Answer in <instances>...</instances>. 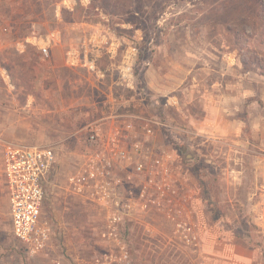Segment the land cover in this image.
<instances>
[{
  "label": "rangeland",
  "instance_id": "1",
  "mask_svg": "<svg viewBox=\"0 0 264 264\" xmlns=\"http://www.w3.org/2000/svg\"><path fill=\"white\" fill-rule=\"evenodd\" d=\"M34 37L50 41L49 57L27 42ZM105 39L119 47L113 59L107 49L94 53L103 76L68 66V51ZM129 47L137 49L134 89L119 84ZM0 64L21 89L20 102L29 92L41 100L42 88L49 98L64 88L63 108L48 109L47 140L18 143L56 152L43 217L60 257L73 264L106 256L113 264H264V0H0ZM108 110L123 117L122 128L133 124L130 135L144 139L153 130L144 148L152 151L156 138L161 180L178 190L175 207L160 212L159 235L148 227L156 232L142 238L149 242L104 237L105 222L69 190L93 148L87 126ZM29 256L0 191V261L27 263Z\"/></svg>",
  "mask_w": 264,
  "mask_h": 264
},
{
  "label": "built area",
  "instance_id": "2",
  "mask_svg": "<svg viewBox=\"0 0 264 264\" xmlns=\"http://www.w3.org/2000/svg\"><path fill=\"white\" fill-rule=\"evenodd\" d=\"M27 42L37 46L42 56L46 58L50 56V41L42 37H34L28 38ZM118 47L112 41L109 44L108 39L98 42L91 40L82 52L75 49L68 51L67 64L72 68L86 67L90 71H96L98 76H103L104 73L97 70L93 60L94 53L107 49V53L113 59L118 54ZM136 56L135 47H129L123 55L121 65L118 67L120 77L123 79V82L119 83L121 86L134 89L131 85V77ZM122 118L112 110L103 121L104 123L95 122L87 126V137L93 148L87 165L79 169L78 174L69 180V190L73 194L90 202L93 198L92 189L96 186L94 181L99 177L102 180L97 183V186L106 190L109 186L106 177L111 167L116 163L122 164L128 156L127 139L131 138L136 141L140 139L138 133V135H130L135 131L133 124L126 123L125 128L119 125ZM150 123L156 122L151 121ZM146 131L143 134L145 141L153 136L152 129L146 128ZM56 163L57 155L52 147L9 144L3 153L13 234L25 246L31 257L44 254L51 245L54 235L51 224L43 217V206L48 195L49 177ZM112 258V256H106L103 260H97V264H113L115 260L113 261ZM124 258L127 256L124 255Z\"/></svg>",
  "mask_w": 264,
  "mask_h": 264
},
{
  "label": "flooded vegetation",
  "instance_id": "3",
  "mask_svg": "<svg viewBox=\"0 0 264 264\" xmlns=\"http://www.w3.org/2000/svg\"><path fill=\"white\" fill-rule=\"evenodd\" d=\"M137 141L127 139V158L122 164L116 163L111 167L106 177L109 183L106 190L97 186L102 180L100 177L94 181L96 186L92 189L93 198L89 202L93 215L97 214L98 219L105 222L103 227L106 226V229L100 230L101 235L121 236L130 242L135 240L133 238L155 236V230L148 227L157 229L159 235L160 212L175 207L178 192L174 181L167 183L161 180L156 138L153 139L152 151L151 148H144L145 138ZM176 233L174 230L173 234ZM128 250H135V247L130 245Z\"/></svg>",
  "mask_w": 264,
  "mask_h": 264
},
{
  "label": "crops",
  "instance_id": "4",
  "mask_svg": "<svg viewBox=\"0 0 264 264\" xmlns=\"http://www.w3.org/2000/svg\"><path fill=\"white\" fill-rule=\"evenodd\" d=\"M0 78L3 80V84L5 85L4 87H0V191L4 194V198L7 201L9 210V194L7 190L3 166V153L5 147L9 144H18L25 141H33L36 139H38V141L47 140L49 135V122L47 121V114L48 109L50 108V104H54L56 109L60 108L61 110V108H63V105H65V101L62 97L64 88L59 87L58 90L54 92L60 95L56 96L55 98H49L47 94L49 90H47V88H42L45 95L40 98L41 100H38L36 96L33 95V92H29L25 101L20 102L18 101L17 93H19L21 89L12 83L6 69H3L1 64ZM6 96L9 98L10 103H12L11 109L14 108V116H10V113L8 111L10 107L8 106V102L5 99ZM70 100L71 98L69 99V101ZM39 102H42L44 104H40ZM19 109L27 110V115H24L25 118H22L21 114H18L17 111ZM109 115L110 110H108L107 113L105 111H102L100 118L92 123H104L103 121L106 120V117ZM35 136L36 139H34ZM60 253L61 250L58 247H53L51 243L44 254L38 255L36 257L29 256V262L27 263L13 262L11 257H6L5 261H3V258L1 259L0 264H73L64 260L63 257H60ZM31 258L34 261H32Z\"/></svg>",
  "mask_w": 264,
  "mask_h": 264
}]
</instances>
